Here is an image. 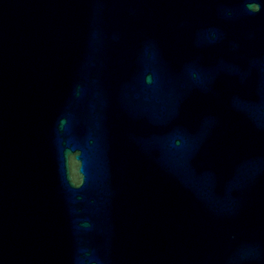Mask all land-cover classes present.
<instances>
[{
    "label": "water",
    "instance_id": "obj_1",
    "mask_svg": "<svg viewBox=\"0 0 264 264\" xmlns=\"http://www.w3.org/2000/svg\"><path fill=\"white\" fill-rule=\"evenodd\" d=\"M147 264H264V0H49Z\"/></svg>",
    "mask_w": 264,
    "mask_h": 264
}]
</instances>
